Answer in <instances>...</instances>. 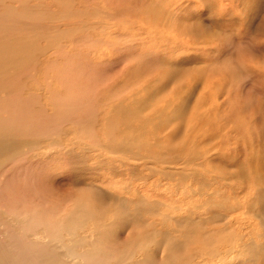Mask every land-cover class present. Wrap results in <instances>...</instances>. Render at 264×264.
I'll return each instance as SVG.
<instances>
[{
    "label": "rangeland",
    "instance_id": "rangeland-1",
    "mask_svg": "<svg viewBox=\"0 0 264 264\" xmlns=\"http://www.w3.org/2000/svg\"><path fill=\"white\" fill-rule=\"evenodd\" d=\"M146 3L162 19L110 28L102 64L136 112L124 156L69 148L87 143L65 124L54 148L40 143L8 174L27 187L36 162L47 186L27 202L7 195L0 239L9 229L14 248L55 264H264V0ZM110 114L97 109V129ZM60 218L75 233L45 237L39 223Z\"/></svg>",
    "mask_w": 264,
    "mask_h": 264
},
{
    "label": "bare ground",
    "instance_id": "bare-ground-1",
    "mask_svg": "<svg viewBox=\"0 0 264 264\" xmlns=\"http://www.w3.org/2000/svg\"><path fill=\"white\" fill-rule=\"evenodd\" d=\"M146 1L0 0V207H6L7 195L12 196L11 200L27 202L25 194L47 186V175L36 162L41 176L36 173L35 180H26L27 187L8 174L15 172V165L40 143L54 148L65 124L74 129L77 141L87 143L72 142L67 144L69 148H97L101 162L124 156L125 139L136 135L130 122L136 112L128 111L122 106V98L114 95L120 78L102 79V64L108 60L110 28L123 32L125 27H138L142 18L162 19V12ZM127 69L122 71L126 74ZM102 105L112 115L102 120V128L97 129L95 113ZM117 124L125 132L117 131ZM137 130L141 131L139 127ZM99 136L104 140L101 147ZM117 138L122 142L112 145ZM69 148V152L74 151ZM3 176L8 182L1 179ZM5 222L0 217V226ZM58 222L59 225L39 223L45 237L56 239L64 229L75 233L76 221L61 222L60 218ZM7 233V240L0 239V264H55L50 254L39 249L27 252L14 248L18 242L9 229Z\"/></svg>",
    "mask_w": 264,
    "mask_h": 264
}]
</instances>
